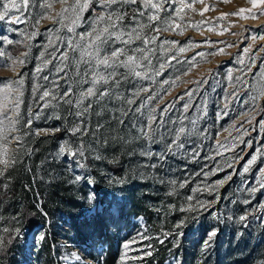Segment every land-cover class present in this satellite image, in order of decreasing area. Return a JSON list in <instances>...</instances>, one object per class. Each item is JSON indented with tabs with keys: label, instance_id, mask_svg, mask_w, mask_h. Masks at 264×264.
<instances>
[{
	"label": "rangeland",
	"instance_id": "obj_1",
	"mask_svg": "<svg viewBox=\"0 0 264 264\" xmlns=\"http://www.w3.org/2000/svg\"><path fill=\"white\" fill-rule=\"evenodd\" d=\"M16 3L0 20V89L11 88L7 99L0 91V160L8 161L0 162V264H264V5L184 0L192 8L176 16L177 0L149 23L153 9L141 0L111 9L80 0L87 6L74 22L71 11L57 13L75 0ZM239 9L251 14L231 15ZM113 10L127 13L125 31L145 26L129 49L157 36L147 45L152 71L176 59L154 81L118 75L114 92L124 99L98 100L112 87L101 83L77 105L91 86L89 65L68 41L81 42Z\"/></svg>",
	"mask_w": 264,
	"mask_h": 264
},
{
	"label": "snow or ice",
	"instance_id": "obj_2",
	"mask_svg": "<svg viewBox=\"0 0 264 264\" xmlns=\"http://www.w3.org/2000/svg\"><path fill=\"white\" fill-rule=\"evenodd\" d=\"M60 2H65V0H60ZM98 3L102 5L105 9H111L113 4H131L134 5L137 3V0H97ZM143 3V6L145 9L151 8L153 9V12L148 16V21L151 23L154 20H157L159 18V12L163 9V4L168 3L169 5H176L177 0H141ZM198 2H203V0H198ZM253 7H256V0H251ZM261 5H264V0H259ZM22 3L24 6H27L28 0H22ZM87 4H81L80 0H75V3L71 5L68 8H64L61 10L60 13H57L58 16H60L61 20L64 19V13L71 11L73 13V22L75 19L79 18L78 11L77 10H83L84 7H86ZM20 4L16 3V0H0V8L3 10L0 11V20H4L5 17L8 15V12L11 9H19ZM44 7L51 9L52 4H46ZM184 8H192V4L188 3L185 4L184 0H179V4L176 8H172V11L175 12L176 16H180L183 12ZM207 10V9H205ZM137 13L140 16H143L144 13L140 9L136 10ZM245 11L249 12L251 14V9H239L235 13H231V15L240 16ZM127 13L124 12H118L116 10L108 11L106 14H101L97 17L96 25L92 28V30L88 33H85L80 36L79 40L82 42H77L73 44V41H68V46L72 48L73 50L79 49L80 52V61L78 63L83 62L89 65V69L85 71L84 75L89 76L91 80V86L87 88L86 91L80 93V100L77 102V105H79L80 102H82L87 97L96 96L97 92V86L103 83L104 85H109L110 82H112V87H105L102 91L99 92V95L97 97L98 100H103L106 96L115 95L117 99H124L123 97L119 96L114 92L115 88H118L121 80L116 79L118 75L121 76V79H127L128 76H132L134 78H140L143 80H155V78L162 74L164 68L166 65L171 63V60L176 59L175 56L170 57L167 61L164 63H160L159 67L152 71V62L151 58L149 56V53H152L154 50L152 48H148L147 45L150 43L155 44L157 36H152L150 39L145 38L143 40V44L145 47H135L129 49V45L133 44L136 40L141 39V30L143 27H145L143 24H140L137 22V26L133 27L127 31L123 27L120 26L121 22L125 19V15ZM203 13L201 12V15ZM227 15V14H225ZM261 15H264V11L261 12ZM44 18V17H42ZM51 18V17H49ZM254 18V17H253ZM13 19H16L17 22H19V19L16 17H13ZM132 19L135 20L136 16L133 15ZM172 25H169V28L165 29L170 30ZM71 31V29H69ZM156 32H159L160 29H156ZM261 40H264V35L258 37ZM257 37L253 36L252 40L255 41ZM109 42H111L113 45L116 43L121 44V47H111V51L108 50L106 46H110ZM8 43H11V41H8ZM164 44H171L174 42L170 41H164ZM250 49L245 48L244 51L248 52ZM179 52H184L185 48L181 47L178 49ZM220 52L223 50L220 49ZM260 51H264V48L260 49ZM131 52V54H129ZM215 54V53H213ZM5 54L3 52H0V56H4ZM198 55H203V53H198ZM124 57V59H121V57ZM11 59V58H10ZM61 62L66 61L68 59L67 53L61 54L59 57ZM147 61V64L145 65L142 63L143 61ZM179 62V61H178ZM20 63H23L21 60ZM16 61L13 60L11 67L15 68ZM7 67L8 65H4ZM193 64H190L189 68L185 70V74L187 71L191 70V67H193ZM101 67L103 70H101ZM123 67L126 71L124 74L119 73V69ZM250 67V66H249ZM143 69V70H142ZM39 71V69H37ZM57 71H63L62 67H58ZM149 71H152V74L149 75ZM229 78L231 79V74H229ZM87 82V81H86ZM18 85H22L23 81H17ZM163 83L167 84L169 83L168 80L163 81ZM0 91L4 92L5 99H7L9 92L11 91V88L6 86L4 89H0ZM18 91V90H17ZM147 92L149 89L147 87H143L133 93V96H139L140 92ZM65 95H68V92L65 93ZM188 95H191L188 93ZM49 92L44 91L42 94V99L44 97H48ZM55 99V97H53ZM152 97H147V100H151ZM71 103V101H68ZM125 102L129 105L134 103L133 99H127ZM45 104H47V101H45ZM143 104H141L139 107H137L136 111L139 112L141 108H143ZM19 103L15 105V108L18 109ZM90 107V106H89ZM185 110H187V106H185ZM88 109L85 108L81 112H78L77 115H83V113L87 112ZM151 112V110H150ZM154 119L153 116H149V121ZM9 122L14 125V122H12L9 118ZM264 127V125H262ZM151 130V125L149 123L147 130L145 128H141L140 131L144 135H149V132ZM73 131H80V129L74 128ZM185 132V127L181 123V126L175 130V137L173 140V143H176V141L179 140L180 134H183ZM18 140L19 137H16ZM177 147H180L181 145L176 144ZM65 149L61 148V152H63ZM75 155V153H72ZM83 155V153H81ZM150 155V154H149ZM256 160V156H253L249 161L248 165L254 163ZM0 162L4 163L5 166H7L8 161L7 160H0ZM245 172L248 171V166L246 165L243 169ZM2 174V172H0ZM261 177H264V169L260 170ZM258 185L262 188H264V179L257 181ZM257 189H251V191H256ZM247 202V201H246ZM246 217L241 216L240 220H245ZM215 232H212L209 236V239H211V236H214ZM2 243V241H0ZM125 248L127 249V245H125Z\"/></svg>",
	"mask_w": 264,
	"mask_h": 264
}]
</instances>
